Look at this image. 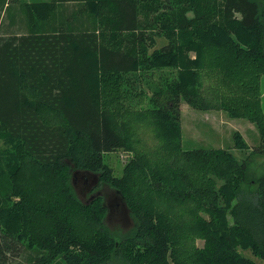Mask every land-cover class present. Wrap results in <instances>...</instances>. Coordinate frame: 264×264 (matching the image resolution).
<instances>
[{"label":"trees","instance_id":"trees-1","mask_svg":"<svg viewBox=\"0 0 264 264\" xmlns=\"http://www.w3.org/2000/svg\"><path fill=\"white\" fill-rule=\"evenodd\" d=\"M56 1H82L97 17L93 0ZM94 1L110 16L97 32L94 19L85 27L63 17L59 27L0 35V134L14 142L9 170L0 163V264L24 245L38 253L21 264H259L238 246L264 261V173L250 179L247 163L227 149H184L181 130L182 101L208 109L215 91L213 107L255 122L264 142V0H182L168 16L177 25L165 22L180 47L151 52L137 0ZM103 27L112 36L105 42ZM170 65L180 66L173 88L148 109L127 104L133 80L124 88L125 75ZM147 125L153 146L143 137ZM235 145L249 147L239 132ZM117 149L134 153L121 176L104 160ZM77 170L123 193L133 223L125 233L106 225L103 197L77 195ZM216 177L225 179L219 190ZM196 237L205 238L203 249Z\"/></svg>","mask_w":264,"mask_h":264},{"label":"rangeland","instance_id":"rangeland-1","mask_svg":"<svg viewBox=\"0 0 264 264\" xmlns=\"http://www.w3.org/2000/svg\"><path fill=\"white\" fill-rule=\"evenodd\" d=\"M182 0H137L139 4L140 17L143 22V31H145V23L149 22L148 29H146L147 38L145 44L148 46L149 52L156 49L168 48L170 42H174L180 47V40L175 37L168 36L166 31L170 28L165 26V22H170L177 25L175 18L168 20V16L174 10L181 8L184 2ZM8 3L5 6V3ZM91 4H95L96 19L95 16H91L84 6V2H70L60 4L56 0H0V35L9 36L12 34H29L39 31L43 26L54 28L59 27L62 24V18H68L64 22H71L72 18L78 17V20L85 24V27L91 25V20L94 19L92 28L99 30L101 27L100 22L106 24V17H110L109 13H106V5L100 6L98 1H92ZM183 7V6H182ZM262 8H264V2H262ZM183 9V8H182ZM188 14L193 16V11H189ZM166 18H165V17ZM93 17V18H92ZM156 17H161L160 24H153V20ZM165 18V19H164ZM168 21H167V20ZM66 26V24H63ZM152 25L156 27L152 28ZM61 26L60 28H62ZM104 28V31L99 33V38L102 42L106 39L110 40L109 31ZM37 29V30H35ZM175 30H179L175 27ZM145 33V32H144ZM189 41H183V47H189ZM192 46H195L192 44ZM187 56L196 59L197 53L194 50L187 51ZM130 74L125 75L123 87H128V79H132V85L128 93H126V102L132 108H137V102L140 107L149 108L152 107L151 100L155 96L164 94L168 89L173 88L175 82L179 79V65H170L163 68L151 67L142 69ZM166 75V78H165ZM93 82L95 84L101 83L100 76L94 74ZM237 88L236 86L234 87ZM214 90V89H213ZM218 93L210 91L208 98L211 100V107L208 109H199L192 106L185 100L181 104V130H182V143L184 149H227L229 150L240 162H246L251 174L250 179H256L264 173V142L262 139L261 131L257 124L248 118L233 117L225 108L213 107V103L216 100ZM262 109L264 111V74L260 78V95ZM2 101L5 102V96L2 97ZM151 128L147 125V132L144 134V140L150 142L148 145L153 146L156 144V139L151 133ZM141 131V129H140ZM241 133L243 139L248 143L249 147L246 149H239L235 145V134ZM7 135L0 134V163H2L7 170H9L11 162V151L14 149V142L7 140ZM254 150H256L254 152ZM134 156V153L124 149H117L115 151L105 154V162L113 168V172L117 176H121L126 163ZM82 176V174H81ZM84 177H78L75 182V191L77 195L86 200L90 191L86 189L83 182ZM93 178H89V182H92ZM215 188L220 189L225 183V179L216 177ZM94 186V185H93ZM109 191V196L116 197L114 189L108 186L105 187ZM105 195L107 191L103 192ZM119 202L114 199L113 202ZM236 200H233L235 202ZM86 202V201H85ZM223 203L220 200L219 204ZM201 214L206 221L211 220V215L216 220L212 212L201 211ZM107 219V217H106ZM226 219L232 221L229 211H227ZM191 220L187 221L183 226V230L188 227L193 228ZM106 225L109 229L116 231L120 235L125 233L132 225L130 213L122 208L112 211L111 215L106 220ZM230 230V229H229ZM194 244L197 248L203 249L206 244V240L203 237H196ZM237 250L249 258H252L259 264H264V261L256 256L252 250L243 249L241 246L237 247ZM38 251L34 248H30L27 245L21 247V251L18 256H11V264H21L23 261H27L31 256L37 254ZM54 264H65L64 261L59 260ZM116 264H127L123 260H117ZM175 264V262H173Z\"/></svg>","mask_w":264,"mask_h":264},{"label":"water","instance_id":"water-1","mask_svg":"<svg viewBox=\"0 0 264 264\" xmlns=\"http://www.w3.org/2000/svg\"><path fill=\"white\" fill-rule=\"evenodd\" d=\"M82 174V176H81ZM78 177H85V179L88 181V183L90 184V187H92L93 185H95L98 180H99V176L98 174L96 173H93V172H90V171H82V170H77L74 172V174L72 175V183H73V186H75V182L77 181V178ZM89 178H93L92 182H89ZM75 188V187H74ZM90 189V188H89ZM113 189V188H112ZM115 193H116V197L114 199L116 200H119V202L117 201L116 203L112 202L110 204V207L107 205L106 201H104L103 205L106 207L107 209V215L106 217L108 218L109 215H111L110 211H109V208L114 211V210H117V208H122L124 207L125 210H127L128 214L130 213V209L127 205V202L125 200V197L123 195V193L119 190V189H114ZM106 217H105V220H106Z\"/></svg>","mask_w":264,"mask_h":264},{"label":"flooded vegetation","instance_id":"flooded-vegetation-1","mask_svg":"<svg viewBox=\"0 0 264 264\" xmlns=\"http://www.w3.org/2000/svg\"><path fill=\"white\" fill-rule=\"evenodd\" d=\"M83 182L86 186V189L88 191H90L89 196L87 197V199L85 200L86 202H90L92 199L95 198V196H101L103 197V200L106 201L107 205L110 207V204L113 202L114 198H112L111 196H109V191L105 188L106 186H108L109 189V185H106L105 183H99L97 182L94 186L90 187V184L88 183V181L85 179V177L83 178ZM90 188V189H89ZM107 191V194L105 195L103 192ZM114 203V202H113ZM110 213L112 212V210L109 208ZM110 216V215H109ZM108 219V218H107ZM106 219V220H107Z\"/></svg>","mask_w":264,"mask_h":264},{"label":"crops","instance_id":"crops-1","mask_svg":"<svg viewBox=\"0 0 264 264\" xmlns=\"http://www.w3.org/2000/svg\"><path fill=\"white\" fill-rule=\"evenodd\" d=\"M7 4H8V3L6 2V3H5V6H6ZM67 22H69V21H67Z\"/></svg>","mask_w":264,"mask_h":264},{"label":"bare ground","instance_id":"bare-ground-1","mask_svg":"<svg viewBox=\"0 0 264 264\" xmlns=\"http://www.w3.org/2000/svg\"><path fill=\"white\" fill-rule=\"evenodd\" d=\"M62 4V3H61ZM48 27V26H47ZM35 30H37V29H35ZM43 30V29H42Z\"/></svg>","mask_w":264,"mask_h":264}]
</instances>
